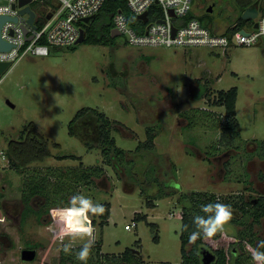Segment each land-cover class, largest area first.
Returning <instances> with one entry per match:
<instances>
[{"label": "rangeland", "instance_id": "obj_1", "mask_svg": "<svg viewBox=\"0 0 264 264\" xmlns=\"http://www.w3.org/2000/svg\"><path fill=\"white\" fill-rule=\"evenodd\" d=\"M45 4L53 2L35 1L31 6L38 9ZM193 10L212 30L222 31L238 17L234 0H194ZM112 38L110 45L78 42L44 56L27 53L1 76L0 264H60L62 243L76 248L89 242L93 246L97 240L109 258L130 248L139 253L142 264L181 263L179 200L191 191L212 193L229 203L233 219L224 226L225 233L245 231L253 220L250 212L241 216L237 207L264 197V158L256 152L264 142V41L222 51L203 46L133 47L120 35ZM232 87L237 88L238 147L220 143L225 109L212 104L218 90ZM83 107L113 121L111 134L129 161L119 174L104 162L94 116L77 121L75 134H69L70 120ZM200 109L211 111L212 120L199 118L205 113ZM31 123L49 143L51 156L18 170L9 165L6 150L9 141L24 138ZM149 127L155 134L153 148L137 160L134 150L146 140ZM85 142L95 147L88 149ZM212 145L218 150L213 151ZM59 155L79 159L56 158ZM133 160L134 167L133 162L129 165ZM95 166L103 171L92 185L64 184L94 203H109L108 223L102 229L100 215L88 214L85 223L93 229L91 237L73 235L81 221L69 211L70 202L44 206L35 196L29 201L31 211L23 215L21 189L37 172L53 169L63 174L69 168ZM151 166L148 182L144 172ZM239 178L244 183L236 181ZM159 192L165 196L146 197ZM149 202L155 206H147ZM251 229L246 234L255 232L257 246L264 239V218ZM254 246L247 248L252 255ZM190 247L191 243L186 249ZM26 248L36 249L33 261L21 259ZM90 260L97 264L100 259ZM104 260L98 264L115 263Z\"/></svg>", "mask_w": 264, "mask_h": 264}, {"label": "trees", "instance_id": "obj_2", "mask_svg": "<svg viewBox=\"0 0 264 264\" xmlns=\"http://www.w3.org/2000/svg\"><path fill=\"white\" fill-rule=\"evenodd\" d=\"M256 2L258 3L259 0H234V10L238 12V17L234 20L237 22V26H241L249 21V19H242L241 15L245 9ZM118 10L130 15L125 0H105L95 17L88 24L82 25L84 30V39L82 42L86 44H113L114 38L111 36V29L113 27L112 17ZM189 17H195V14L190 13ZM202 23L207 25L205 21H202ZM55 48L57 47H53L51 50ZM236 99L237 88L232 87L227 90H218L216 96L212 100L213 105L223 106L225 109V114L222 116L220 143L223 142L226 146L238 147L239 145L236 141V138L239 136L238 123L235 118ZM201 111L205 113H200L199 118L202 116L207 118V120H212L211 118L214 114L211 111L205 109H202ZM88 115L94 116L98 124V144L100 145V151L104 157V162L110 165L114 171L119 174L120 169L129 163L126 158L127 152L116 145L115 138L111 134L112 129H114L113 121H111L104 113L90 107L81 108L69 122V134L74 135L73 127L75 123ZM197 124L198 121L192 123V126ZM216 125L218 126L219 123H216ZM146 132V140L139 142L133 153L137 160L144 159L146 153L153 148V141L155 138V134L153 133L154 130L149 127ZM23 134L25 135L24 138L9 141L6 150L9 165L18 170H23L31 162L42 161L46 157L51 156L49 143L42 134L36 130L32 123ZM85 143L88 145V149L95 147V145L90 144L89 142ZM211 148L213 151L218 150L216 145H212ZM256 152L260 158H264V142L257 147ZM67 157L79 159V157L74 155H59L56 158L63 159ZM135 160L130 161L129 165L133 162L132 165L134 167ZM153 170L154 168L152 166L146 167L144 173L147 181L151 179L148 175L151 174ZM102 171V167L95 166L83 167L81 169L69 168L63 174L56 172L53 169H47V172L44 174L37 172L36 174L38 175L31 177L21 189V200L25 205L23 215L31 211L29 201L35 196H38V199L43 200L44 206L68 205L70 202L69 196L78 194L79 192L70 189L72 188L71 185L64 184H66V182H71L74 183L75 186L92 185L93 178L100 176ZM50 177H54V180L50 179ZM155 181L158 183L157 180ZM236 181L244 183L240 178L236 179ZM164 196V194L159 192L157 195L146 197L157 199ZM179 201L182 204V224L179 236L182 254V262L180 264H203L202 250H208L214 255V260L210 264H255V261L253 260L254 255L249 253L247 248L248 246H254L253 244L257 237L255 232L251 231L248 232V234H246V232L252 230V224L259 223L260 220L264 218V197H259L252 201H246L240 206L237 205V209L241 212V216L250 212L253 217L250 226L248 225L247 227L248 229L246 228V230L244 229L245 231L240 230L234 233H218L216 236L206 240L203 238L197 239L195 243H191V247L188 250L186 249V246L190 243L189 236L191 232L197 230L193 224V217L197 214L201 216L206 215L201 211V205L222 202L212 193L208 194L207 192L196 191L181 194ZM224 203L229 204L227 201ZM146 204L149 207L155 206L153 202ZM104 207L106 211L103 215H100L101 221L98 223L101 229L107 224L110 215L109 203H106ZM143 217L137 216V218ZM233 221L237 222L239 220L235 219ZM95 223L96 221H92V225H95ZM149 224L153 225V223ZM185 225L188 226L187 230L184 229ZM153 239L155 241L158 240L156 236H154ZM262 241H264V239H262ZM262 241H260L257 246H254L256 252H264V246L261 245ZM101 243V240H97L92 246L93 255L91 258L96 257L100 260L105 259L104 261H114L115 263L113 264H142L139 258L140 255L138 256L139 253L134 252V250H131L130 248H126L120 255H112V257L109 258L107 254L101 253ZM80 248L81 247L73 248L72 255H65L62 252L60 264H81V262L75 259L74 255ZM100 260L96 261L97 264L100 263ZM87 264H95V262H91L89 259Z\"/></svg>", "mask_w": 264, "mask_h": 264}, {"label": "built area", "instance_id": "obj_3", "mask_svg": "<svg viewBox=\"0 0 264 264\" xmlns=\"http://www.w3.org/2000/svg\"><path fill=\"white\" fill-rule=\"evenodd\" d=\"M1 1L3 2L0 3V16L7 19L3 22L0 33L12 46L8 51H0V62H9L12 65L27 53L44 56L48 55L53 47L75 44L80 29H83L82 25L88 24L82 19L95 16L105 0H47L52 1L53 5L45 4L38 9L33 8L31 3L43 0H31L27 5L35 13L33 25L28 23V13H20L24 5L19 6V0ZM125 2L130 15L121 10L115 12L112 17V28L118 31L124 43L129 46H203L225 51L229 47H248L264 41V0L257 3L254 18L241 26H237L235 21L228 27L230 30L226 28L222 31L212 30L196 16L189 17V14L193 13L194 0H125ZM143 13H146L145 21L139 18ZM12 17H16L17 20L13 21ZM23 27L27 29L26 34ZM4 71L0 74V82ZM0 154L4 157L2 152ZM125 228L130 229L131 225L126 224Z\"/></svg>", "mask_w": 264, "mask_h": 264}, {"label": "clouds", "instance_id": "obj_4", "mask_svg": "<svg viewBox=\"0 0 264 264\" xmlns=\"http://www.w3.org/2000/svg\"><path fill=\"white\" fill-rule=\"evenodd\" d=\"M70 204L72 207L69 211L76 213V218L81 221L79 226L73 229V235L91 237L93 229L85 221L89 213L92 215H103L106 211L104 205L94 203L90 198L80 194L73 195ZM201 211L206 215L201 216L197 214L193 217V224L197 230L191 232L189 236L190 243H195L197 239L201 238L205 240L210 239L218 233H222L224 226L233 219L231 206L220 202L201 205ZM187 228L188 226L185 225L184 229L187 230ZM261 245L264 246V241L261 242ZM59 250L65 255H72L73 245L71 243H62ZM74 255L75 259L81 262V264H87L92 255L91 242L85 243ZM253 260L258 262V264H264V252L257 251L253 256Z\"/></svg>", "mask_w": 264, "mask_h": 264}, {"label": "water", "instance_id": "obj_5", "mask_svg": "<svg viewBox=\"0 0 264 264\" xmlns=\"http://www.w3.org/2000/svg\"><path fill=\"white\" fill-rule=\"evenodd\" d=\"M31 0H19V6H23L24 7L20 10V13H28L29 14V18H28V23L33 25V18H34V11L29 7V5H27ZM3 2L0 0V3ZM213 9V4L209 5L207 8L208 12H211ZM257 13V2L254 3L253 5H251L250 7H248L247 9L244 10V12L242 13L241 17L242 19H251L254 18L256 16ZM95 16H90V17H86L83 18L82 21L85 23H89ZM139 18L142 20H146V13H143L141 15H139ZM7 19V17L5 16H0V30H1V26L3 24V22ZM13 21H16L17 18L16 17H12ZM254 26L256 27L257 24L255 23ZM24 33L26 34L27 29L25 27H23ZM117 35H119L118 31L116 29H111V36L112 37H116ZM26 38H30L29 36H26ZM84 39V30L80 29V35L79 38L77 40L76 43L78 42H82ZM11 43L7 42L6 40H4L1 37V33H0V51H8L11 48ZM10 65L9 62H0V74ZM202 254V262L203 264H210L213 260H214V255L209 252L208 250H202L201 251ZM20 257L23 261H33L36 257V249L34 248H26V249H22L21 253H20Z\"/></svg>", "mask_w": 264, "mask_h": 264}, {"label": "crops", "instance_id": "obj_6", "mask_svg": "<svg viewBox=\"0 0 264 264\" xmlns=\"http://www.w3.org/2000/svg\"><path fill=\"white\" fill-rule=\"evenodd\" d=\"M193 13L195 14L194 10H193ZM107 223H108V221H107ZM105 225H106V224H105Z\"/></svg>", "mask_w": 264, "mask_h": 264}, {"label": "flooded vegetation", "instance_id": "obj_7", "mask_svg": "<svg viewBox=\"0 0 264 264\" xmlns=\"http://www.w3.org/2000/svg\"><path fill=\"white\" fill-rule=\"evenodd\" d=\"M215 5V4H214ZM212 12V11H211Z\"/></svg>", "mask_w": 264, "mask_h": 264}]
</instances>
